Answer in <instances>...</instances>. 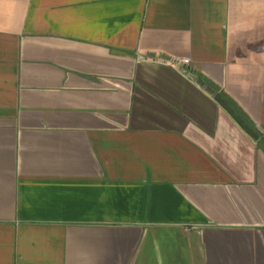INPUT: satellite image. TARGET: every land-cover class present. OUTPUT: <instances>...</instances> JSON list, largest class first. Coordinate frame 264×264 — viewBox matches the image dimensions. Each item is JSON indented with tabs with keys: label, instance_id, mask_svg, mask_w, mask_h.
Wrapping results in <instances>:
<instances>
[{
	"label": "crops",
	"instance_id": "obj_1",
	"mask_svg": "<svg viewBox=\"0 0 264 264\" xmlns=\"http://www.w3.org/2000/svg\"><path fill=\"white\" fill-rule=\"evenodd\" d=\"M0 264H264V0H0Z\"/></svg>",
	"mask_w": 264,
	"mask_h": 264
}]
</instances>
